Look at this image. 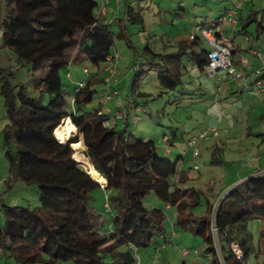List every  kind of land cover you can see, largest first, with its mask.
I'll return each instance as SVG.
<instances>
[{
	"label": "trees",
	"instance_id": "obj_1",
	"mask_svg": "<svg viewBox=\"0 0 264 264\" xmlns=\"http://www.w3.org/2000/svg\"><path fill=\"white\" fill-rule=\"evenodd\" d=\"M125 7L124 18L114 20L122 29L128 21L144 23L141 12L128 3ZM100 9L98 0H7L5 22L13 30L5 35V47L32 71L47 67V72L37 81L38 93L32 94L25 83L15 84L11 68L0 71V95L9 120L2 132V147L11 164L5 186L8 190L24 183L38 186L42 193V206L36 210L8 206L0 197V253L17 264H137L135 251L150 247L155 235L166 232L167 214L144 201L154 192L176 208L179 225L203 237L205 253L219 259V250L224 264H247L253 238L245 229L250 220L264 218V209H259L264 204V174L232 187L222 197L218 213L209 205L215 219H197L191 209L202 204L201 191L179 185L178 161L160 156L153 140L130 133L128 119L118 129L107 124L113 114L103 108L86 109L97 94L95 85L106 81L99 73L90 74L84 87L75 85L70 93L75 109L69 112L61 71L71 63L89 61L100 72L102 62L114 56L116 35L110 31L114 23L99 16ZM259 30L264 32L262 23ZM118 35L131 44L124 32ZM191 42L203 49L191 56L198 70L205 72L211 48L204 46L201 36ZM178 47L171 54L156 53L148 44L144 47L151 62H164L159 82L169 91L182 85L186 68L182 59L188 46L179 43ZM74 49L79 52L73 55ZM143 73L135 74L131 90L136 91ZM72 124L80 135L70 130ZM81 137L90 165L108 179L106 190L115 218L108 234L102 232L104 217L92 203L94 191L102 188L74 158L75 147L83 149ZM213 225L218 229L219 247L212 236ZM262 238L264 250V230ZM234 244H239L244 259L233 251Z\"/></svg>",
	"mask_w": 264,
	"mask_h": 264
},
{
	"label": "rangeland",
	"instance_id": "obj_2",
	"mask_svg": "<svg viewBox=\"0 0 264 264\" xmlns=\"http://www.w3.org/2000/svg\"><path fill=\"white\" fill-rule=\"evenodd\" d=\"M98 1L100 5L103 4L102 0ZM119 2L123 7L122 12L118 7ZM238 2H242V7L238 10L236 31L232 28V23L227 20L223 24L224 34L233 38L235 44L241 45L244 53L250 48L247 38L250 39L252 43L257 44L264 56V32L259 30V23H262L264 27V0H108L105 4L107 11L110 12L109 18H112L117 12L116 9L119 8L120 19H123L127 3L143 15L145 21L142 24L128 21L122 29L119 22H114L110 28V31L116 35L113 53L117 55L119 63L115 80L110 86L111 89L120 92L114 100L124 98L126 101L138 104L129 116L128 131L130 133H135L144 140H153L159 147V155L162 157L175 161L177 151L183 155L178 167L181 170L184 169L188 178L181 185L186 188L196 187L201 191L203 198L201 205L191 209L197 219L205 217H209L210 220L215 219V215L209 211L208 207L209 205L217 207L218 194L221 196L229 191L232 186L245 180L247 175L264 171V164L256 160L259 155L264 158V95L262 97V94L258 93L260 90L257 91L254 88L256 76H250V86H242V91L240 90L239 93L227 95L225 90L222 91L224 82H219L218 76L211 77L206 71L198 70L191 56L194 52L199 54L203 51L199 46H192L191 36L196 33L195 26L211 24ZM6 3L7 0H3L1 4L0 27H3L1 20L6 13ZM243 26L247 34L239 33ZM120 31L130 38L131 44L118 35ZM179 43L188 46V53L182 59L186 68L183 71L182 85L177 90L169 91L159 82L158 71L163 68L164 62H151L150 57L145 56L144 47L148 44L156 53L171 54L179 50ZM204 46L210 49L205 42ZM2 59L4 60L0 64V71L1 67L2 69L11 68L15 84L25 83L32 94L38 93L37 81L44 77L47 67L34 72L17 60L16 55L8 48L4 49ZM108 64V61L102 62L99 72V67L95 64L78 61L61 71V78L68 93L69 112L75 109L72 102L74 98L70 93L75 85L81 82L80 78L87 80V74L84 71L89 68L92 73H99V77L106 80L107 73L104 69ZM142 71L144 73L141 81L138 82V87L136 86V91L131 90L135 74L140 76ZM219 73L225 75L226 72ZM107 83L102 80L95 85L97 94L87 105V110L99 108L105 111L116 110L114 103L107 99V94L111 92ZM49 99L50 95L47 96L46 104ZM3 106L4 98L0 95V180L3 182L0 184V197L8 206L16 205L36 210L42 206L40 201L42 193L38 186L15 183L8 190L5 186V182L9 180L11 164L7 159V151L2 147L4 141L2 132L9 124L6 117L7 111ZM124 124H126L125 119H120L117 128L122 129ZM207 127H217L219 135L209 140L202 138L197 161L193 154L194 148L190 146L188 139L191 136H199ZM63 130L67 135L70 133L66 126ZM175 133L179 134V139L174 144L172 138ZM166 135L173 144L171 154L166 152V144L163 141ZM80 142L83 144V137ZM75 149V159L78 154L85 156L84 144L82 150L76 147ZM87 162L89 163V160ZM197 166L198 169H196ZM235 179L239 181L234 182ZM108 194L110 192L105 188H97L92 195L93 205L104 217L105 223L101 227L104 234L113 231L111 227L115 221L110 210ZM144 201L148 207L164 210L167 214V220H165L167 236L164 238L155 235L150 247L135 251L138 261L141 264H204L203 259H206V256L203 251L206 242L194 231L187 230L177 223L176 208L173 207L169 212L166 209L168 204L159 200L154 192ZM260 208L264 209V204L260 203ZM172 223H175V227ZM247 224L245 233H249L253 238L252 251L247 264H264L262 246L264 218L252 219ZM175 233L176 235L173 236ZM212 236L219 247V240L214 229ZM185 249L191 251L188 257L182 254V250ZM194 250H198L202 258L195 254ZM218 254L219 259H214L213 256L212 264H224L223 254L220 252ZM0 264H17V262L13 258L5 259L1 256Z\"/></svg>",
	"mask_w": 264,
	"mask_h": 264
},
{
	"label": "built area",
	"instance_id": "obj_3",
	"mask_svg": "<svg viewBox=\"0 0 264 264\" xmlns=\"http://www.w3.org/2000/svg\"><path fill=\"white\" fill-rule=\"evenodd\" d=\"M1 2V0H0ZM102 5H100V15L102 18L106 19V14H107V8L105 4L108 3V0H102ZM242 5V2L236 3L233 7L229 8L226 10L225 14L222 16L221 19L219 20H214L211 22L209 25H201L197 24L195 26V32L192 36L191 39H197L198 36H201L203 40H205V43L210 46L211 52L209 53V59H210V65L205 69V71L208 73L209 76L215 77L218 76L220 71H225V75L221 76L222 82L227 81V80H232L234 82H244L247 79H249V72L248 70L241 65L240 67L237 66L236 59L233 56V48L228 44L229 43V38L225 36L224 34V26L225 21H230L232 24V28H235L238 24V10L240 9ZM1 30H0V37H1ZM221 37V38H220ZM247 41L249 39L247 38ZM252 55L255 57H258L262 61V65L255 69V72L252 73V75L255 78V85L259 88L264 93V56L261 53V51L258 48H255L252 51ZM246 61V60H244ZM108 65L105 67L104 71L107 73V78L106 82L110 86L111 83L115 80V74L116 70L118 69V60H117V55L112 56L109 61ZM85 74H87V77L91 74L90 69H86L84 71ZM250 75V76H252ZM251 78V77H250ZM88 79V78H87ZM85 84H87V80L81 81L78 86L79 87H84ZM110 89V90H109ZM109 92L107 94V99L110 100V102H113L114 105L116 106V110L112 111L113 115L111 116L110 120L107 122V124L111 127L117 126L119 124L120 119H125V121L128 119V114L131 111V109L135 106L133 103H128L126 100L122 99H117L114 100V97H117V95H120L119 91L111 89V86L109 87ZM221 89V88H220ZM219 135V129L217 127H207L202 131V133L199 136H191L188 139V143L193 150L194 157L196 160H199V153H200V141L202 138L204 139H210L211 137H216ZM163 141L166 144V149L167 153L170 154L171 152V146L173 145L170 138L166 135L163 137ZM182 155V154H181ZM183 156V155H182ZM199 167L197 166L196 169ZM263 172H259L256 176L263 175ZM3 184L2 180H0V184ZM172 226L175 227L174 223H172ZM214 226V225H213ZM214 231L216 234L218 233V229L216 226L213 227ZM232 249L237 255L240 257V259L244 258V254L241 252L239 244H234L232 246ZM195 254H197L200 258H202V254L198 252V250H194ZM204 254L206 256L207 261L205 264H212L213 260V254L211 253H205L204 249ZM220 251L218 250V253ZM191 251L185 249L182 250V254L185 255V257H188L190 255ZM221 253V252H220ZM138 264H141V262H138Z\"/></svg>",
	"mask_w": 264,
	"mask_h": 264
},
{
	"label": "crops",
	"instance_id": "obj_4",
	"mask_svg": "<svg viewBox=\"0 0 264 264\" xmlns=\"http://www.w3.org/2000/svg\"><path fill=\"white\" fill-rule=\"evenodd\" d=\"M2 2H3V0H1V2H0V16H1V14H2V12H1V4H2ZM120 5V6H119ZM118 7L119 8H121V12H122V9H123V7H122V4H120V2H119V4H118ZM242 7V6H241ZM241 7H240V9H241ZM119 8H117L116 10H117V12L115 13V15L112 17V18H109L108 17V15L110 14V12H107V14H106V19H107V22H109V23H114V20L115 19H117V18H119L120 17V12H119ZM5 12H6V10H5ZM238 16H239V13H238ZM5 17H7V12L5 13V15H4V17H3V19L1 20V23H2V26L3 27H0V30L2 31L1 32V37H0V58H1V60H0V64H1V62H2V60H4V59H2L3 58V54H4V49H6V47H5V43H6V39H5V35L7 34V33H9V32H11L12 30H13V25H11L10 23H7V22H5ZM234 30L236 31V29L234 28ZM224 31V30H223ZM224 33H225V31H224ZM239 33H246L247 34V30L246 31H242V29H241V31H239ZM239 33H237V34H239ZM228 38H229V45L233 48V56H234V58L236 59V62H237V66L238 67H240L241 65H243L247 70H248V74H249V79H247L246 81H244V82H241V83H239V82H234V81H232V80H227V81H224V83H223V90L222 91H224L225 90V92L227 93V95L228 94H237V93H239V91L241 90V88H242V86H250L249 84H250V81H251V78H250V75H252V73L253 72H255V69H257L258 67H260L263 63H262V61H261V59H259L258 57H255V56H253L252 55V51L255 49V48H258L257 47V44H255V43H252L251 42V40L249 39V43H250V48H249V50L246 52V53H244V52H242L243 51V49H242V47H241V45L239 46V45H237V44H235V42H234V39L233 38H231V37H229L228 35H226ZM79 51H78V49H74L73 50V55L74 54H77ZM244 60H246V61H244ZM81 62V61H80ZM87 62H89V61H87ZM1 69H2V67H1ZM94 74H96L95 72L94 73H92L91 72V75H94ZM90 75V76H91ZM89 76V77H90ZM98 76H99V74H98ZM221 74H219L218 75V79L217 80H219V82H220V78H221ZM80 81H84V80H82V78H80ZM78 84V83H77ZM2 86H1V84H0V88H1ZM254 88L258 91V87L255 85L254 86ZM254 89V90H255ZM242 91V90H241ZM258 93H261L262 94V97H263V95H264V93L260 90ZM123 100H124V98H123ZM130 100V99H129ZM138 107V104H136L132 109H131V111L129 112V114H128V120H129V116H130V114L133 112V110L134 109H136ZM104 112H108V113H110V114H113V110L112 111H110V110H108V111H105V110H103ZM77 133V132H76ZM179 134L178 133H175V135H174V137H173V140H174V144L176 143V141L179 139ZM80 142V141H79ZM86 151H87V148H86ZM85 151V152H86ZM171 154V153H170ZM176 159H175V161H178V164H177V167L179 166V164H181V161H182V158L183 157H181V152L180 151H177L176 152V157H175ZM88 160V159H87ZM256 160L258 161V162H260V163H262V164H264V158L262 157V156H258L257 158H256ZM174 161V160H173ZM174 161V162H175ZM261 164V165H262ZM264 168V167H263ZM178 170H179V175L177 176V180H179V185H181L182 183H184L185 181H187V174H186V172L184 171V169H179V167H178ZM257 174H249V175H247V178L248 177H252V176H256ZM246 179V178H245ZM175 180V179H174ZM181 180V181H180ZM239 180H240V178H239ZM239 180H234V182H238ZM244 181V180H243ZM242 181V182H243ZM241 183V182H240ZM239 183V184H240ZM234 184V183H233ZM238 184V183H237ZM236 184V185H237ZM181 186H183V185H181ZM235 186V185H234ZM234 186H232V187H234ZM184 188H186L185 186H183ZM102 188H104V187H102ZM106 189V188H105ZM197 189V188H196ZM232 189V188H231ZM230 189V190H231ZM199 190V189H198ZM229 190V191H230ZM228 191H226L225 193H223L221 196L218 194L217 196H216V198L218 199V205L221 203V201H222V197L227 193ZM220 196V197H219ZM168 204V203H167ZM218 205H217V207H215V208H218ZM214 208V207H213ZM215 208H214V211H215ZM166 209H168L169 210V212H171L172 211V209H173V207H171L169 204H168V206H166ZM170 214H172V213H170ZM177 214V213H176ZM172 216H173V214H172ZM176 235V233L175 234H173V236H175ZM166 236H167V234H164V236H161V237H164V238H166ZM2 256V253H0V257ZM3 257V256H2ZM204 261H203V263L205 264V262L207 261V259H203ZM143 263V262H142Z\"/></svg>",
	"mask_w": 264,
	"mask_h": 264
},
{
	"label": "bare ground",
	"instance_id": "obj_5",
	"mask_svg": "<svg viewBox=\"0 0 264 264\" xmlns=\"http://www.w3.org/2000/svg\"><path fill=\"white\" fill-rule=\"evenodd\" d=\"M70 130H71L72 132H77V131H78V130L76 129V127H75L73 124L70 126ZM79 143H81V142H79ZM82 145H83V144H82ZM76 159H77V160H76ZM76 159H75L76 161L79 160V161L84 162L85 165L88 167V169L91 170V175H94V177H95L97 180H99L100 183L105 184L106 179H104L103 177H101V175H99V173L94 169V167H92L91 165H89V163L87 162V159H86L85 156H82L81 154H78Z\"/></svg>",
	"mask_w": 264,
	"mask_h": 264
},
{
	"label": "water",
	"instance_id": "obj_6",
	"mask_svg": "<svg viewBox=\"0 0 264 264\" xmlns=\"http://www.w3.org/2000/svg\"><path fill=\"white\" fill-rule=\"evenodd\" d=\"M79 161V160H78ZM83 163V162H82ZM83 165H84V169H85V171L88 173V175H90L91 177H93L95 180H96V182H98L99 183V185L101 186V187H104V188H106V186H107V180H106V182H105V184H102V183H100L99 182V180H97L95 177H94V175H91V170L90 169H87V167L85 166V164L83 163ZM222 201H223V199H222ZM222 201H221V203H222ZM220 203V204H221ZM219 206V205H218ZM218 210V209H217ZM217 210H216V212H217ZM218 213V212H217Z\"/></svg>",
	"mask_w": 264,
	"mask_h": 264
}]
</instances>
